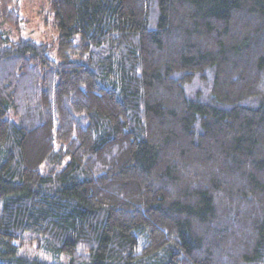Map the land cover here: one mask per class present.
Here are the masks:
<instances>
[{"label":"trees","instance_id":"trees-1","mask_svg":"<svg viewBox=\"0 0 264 264\" xmlns=\"http://www.w3.org/2000/svg\"><path fill=\"white\" fill-rule=\"evenodd\" d=\"M49 1L59 60L0 26V264H264V0Z\"/></svg>","mask_w":264,"mask_h":264},{"label":"rangeland","instance_id":"rangeland-1","mask_svg":"<svg viewBox=\"0 0 264 264\" xmlns=\"http://www.w3.org/2000/svg\"><path fill=\"white\" fill-rule=\"evenodd\" d=\"M21 14L24 18L20 29L14 28L0 20V26L8 36L17 40L21 37L31 38L51 46L50 55L59 60L57 51V33L54 15L49 0H20Z\"/></svg>","mask_w":264,"mask_h":264}]
</instances>
